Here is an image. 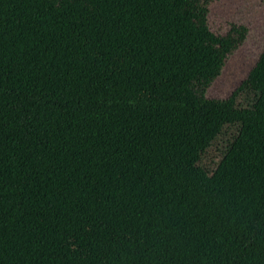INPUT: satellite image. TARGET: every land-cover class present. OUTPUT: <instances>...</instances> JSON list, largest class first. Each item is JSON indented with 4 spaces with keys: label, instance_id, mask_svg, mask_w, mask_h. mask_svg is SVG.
<instances>
[{
    "label": "trees",
    "instance_id": "16d2710c",
    "mask_svg": "<svg viewBox=\"0 0 264 264\" xmlns=\"http://www.w3.org/2000/svg\"><path fill=\"white\" fill-rule=\"evenodd\" d=\"M80 1L0 0V264H264V91L162 92L214 0H103L69 38Z\"/></svg>",
    "mask_w": 264,
    "mask_h": 264
},
{
    "label": "rangeland",
    "instance_id": "374dc122",
    "mask_svg": "<svg viewBox=\"0 0 264 264\" xmlns=\"http://www.w3.org/2000/svg\"><path fill=\"white\" fill-rule=\"evenodd\" d=\"M103 0H81L65 34L71 38L90 20ZM64 52L59 43L44 57L24 90L38 96ZM238 91L240 107L255 105L264 91V0H214L200 32L199 43L185 52L162 92L195 102L225 100ZM151 120L169 128L189 127L192 119L173 113L150 114ZM235 126L211 144L202 163L213 169L223 156Z\"/></svg>",
    "mask_w": 264,
    "mask_h": 264
}]
</instances>
